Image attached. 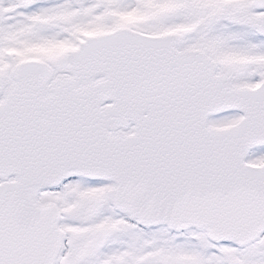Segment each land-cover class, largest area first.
Segmentation results:
<instances>
[{"label": "snow or ice", "instance_id": "1", "mask_svg": "<svg viewBox=\"0 0 264 264\" xmlns=\"http://www.w3.org/2000/svg\"><path fill=\"white\" fill-rule=\"evenodd\" d=\"M0 264H264V0H0Z\"/></svg>", "mask_w": 264, "mask_h": 264}]
</instances>
